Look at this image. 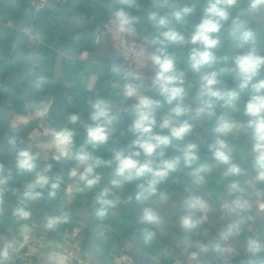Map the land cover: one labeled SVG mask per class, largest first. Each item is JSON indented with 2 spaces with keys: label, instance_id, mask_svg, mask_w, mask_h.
<instances>
[{
  "label": "crops",
  "instance_id": "obj_1",
  "mask_svg": "<svg viewBox=\"0 0 264 264\" xmlns=\"http://www.w3.org/2000/svg\"><path fill=\"white\" fill-rule=\"evenodd\" d=\"M249 2L236 0L228 21L212 34L219 40L212 50L216 61L194 71L188 57L198 45L188 41L202 22L209 0H46L43 7L41 0H0V180L4 181L0 183V253L9 252L7 258L0 255V264H225L223 244L228 245L227 264H264V247L257 253L248 249L250 240L264 246V181L256 179L252 129L247 127L245 114L252 93L240 92L231 107L216 101L212 115L198 114L204 99L199 96L202 76L216 71L219 83L214 90L239 91L234 58L248 48L236 46L233 20L244 21L255 32V47L264 55V8L248 14ZM184 7L192 11L176 21L173 12ZM120 9L137 18L131 38L147 41L157 54L162 45L152 41L162 39V32L173 29L184 36V43L163 45L164 54L174 59L177 73L182 74L185 95L179 103L186 111L181 115L171 112L178 102L168 104L153 87L156 66L148 68L145 80L133 83L122 67L118 45L101 35L103 23ZM153 13L157 19L167 17L168 26L159 27L152 21ZM261 79L264 68L254 82ZM128 84L141 85L138 96L125 95ZM139 97L158 104L153 135H170L159 126L168 117L172 126L187 122L191 130L151 157L141 151L132 158L158 164L182 156L188 144L196 145L198 157L190 167L181 162L146 201H137L136 195L138 186L149 177L117 187L112 184L120 179L115 163H104L116 152L131 155L140 151L133 144L139 134L131 131ZM101 100L114 119L107 128V143L93 147L86 143L87 129L96 123L91 119L92 105ZM73 115L78 117L75 122L70 119ZM221 121L233 124L232 131L226 135L216 132ZM64 129L74 132L68 156H61L53 143V133ZM217 138L227 144L231 162L241 169L239 174H226L228 165L213 156ZM82 150L101 161L92 174L99 180L91 188L78 175H71L73 169L83 171L75 158ZM20 151L37 157L31 171L18 169ZM200 165H207L208 171L195 183L190 173ZM38 174H46L49 183L33 189L40 196L29 199L24 193ZM54 183L58 184L55 189ZM233 184L238 185L235 191ZM105 189L104 198L110 203L103 205L105 215L101 217L97 196ZM190 198L201 201L204 210L186 208ZM237 200L247 202L240 213L231 211ZM17 208L28 211L29 218L17 217ZM145 209L154 210L161 222L141 224ZM64 212L69 214L68 222L49 229V218ZM185 216L196 221L197 227L184 229L181 220ZM145 229L153 233L147 243ZM14 241L18 245L11 247Z\"/></svg>",
  "mask_w": 264,
  "mask_h": 264
},
{
  "label": "clouds",
  "instance_id": "obj_2",
  "mask_svg": "<svg viewBox=\"0 0 264 264\" xmlns=\"http://www.w3.org/2000/svg\"><path fill=\"white\" fill-rule=\"evenodd\" d=\"M236 0H209L208 6L204 10V18L202 22L195 28L193 35L190 38V42L198 47H193L189 54V61L194 71H199L205 65H212L216 61V56L213 53V49L219 44L218 38H214L212 34L218 33L221 30L223 22L228 21L230 11ZM261 8H264V0H250L248 5V14L258 12ZM192 9L184 7L182 9L173 12V17L176 21L182 20V18L189 14ZM115 19L118 27L121 30H131L132 26L136 22V17L130 16L123 9L115 12ZM150 19L154 21L159 27H167L169 20L167 17H161L157 19L155 13L150 15ZM232 36L236 39V46L238 48L247 47L248 51L245 54L237 55L234 58L235 71L239 78V91H226L222 92L214 90L213 86L219 83L218 73L212 71L202 76V85L199 96L204 98L202 100V106L198 109V114L212 115L216 101H224L226 106H233L235 101L239 98V94L242 91L250 90L252 95L250 101L245 108V114L249 117L247 127L252 129L253 139V152L255 155V167H256V179L264 181V79L257 82L255 78L264 68V55H259L255 47L256 34L255 32L246 26V23L242 20L235 19L232 21ZM161 38L154 39L153 44H160L162 47L158 48L159 54H154L151 57V61L156 66L157 73L154 79L153 87L157 88L160 95L165 97L168 104H172L173 101H177V105L171 109V112L176 116L181 115L186 111L180 101H182L185 90L182 87L183 78L182 74H178L175 68L174 59L164 54L165 42L167 43H184L185 38L179 32L169 29L161 33ZM114 71H119L118 68ZM177 84L181 86H176ZM139 84L125 85V95L127 97L138 96ZM158 107L157 102L147 97H139L138 102L134 105L136 112V119L134 120L131 131L138 133L139 136L133 141V144L140 150L126 155L124 152H116L111 161L104 163H115V174L120 179L113 180L114 186H121L123 183L131 182L139 177H149L146 183L140 184L139 191L136 195L137 201H146L151 198L157 192V185L163 181L170 172L175 171L178 166L183 162L187 167H190L197 159V155L194 151L196 145L188 144L182 150V156H177L172 159L161 160L158 164H154L151 159H147L144 162H140L137 159H133V156H139L141 151L146 157H151L157 149L162 146L167 147L172 139L182 140L185 134L191 130V125L187 122L180 124L179 126H172V118H165L159 125L161 128L168 129L170 135L160 136L153 135L152 129L156 124L154 119V110ZM93 112L91 119L96 122L94 127L87 129V144L93 147L107 143L109 134L107 131L108 125L111 124L114 117L111 114L109 107L104 101H97L92 105ZM75 122L78 117L73 115L70 118ZM234 125L225 121H221L216 132L221 135H226L232 131ZM74 132L69 129L53 133V143L61 156L70 155V148L73 144ZM227 144L223 139L217 138L215 144L212 146V152L215 159L225 165H228L226 174H239L241 169L239 166L231 162L230 154L227 151ZM36 156L30 151H20L17 157V167L22 171H31L35 166ZM78 166H83V171L78 172L77 169H73L72 176H79V179L85 181V186L91 188L95 185L99 177L93 176L94 168L101 165L99 159H93L91 153L82 150L76 155ZM47 171V169L45 170ZM208 171L207 165H200L193 169L190 173L195 183H200L203 180L201 173ZM92 177L89 179V177ZM0 183H4L0 180ZM49 183V178L46 174H38L35 181L30 184L25 191V197L29 199H36L40 196L39 192H34L36 187L43 188ZM58 184H52V188L55 189ZM232 190L238 189V185L233 184ZM108 189H105L97 196V201L102 205L98 211V215L103 217L105 215V209L103 205H107L110 201L106 200ZM185 207L188 209L200 208L204 210V205L201 201L195 198H190L185 201ZM247 207L246 201L237 200L234 202V206L231 211L234 213H240ZM264 208V204L261 205ZM20 219L27 220L30 213L24 208H17L14 213ZM70 219L69 214L64 212L60 215L49 218L47 227L49 229H55L58 225L68 222ZM139 222L145 225H158L161 220L159 215L152 209H145L139 218ZM181 226L191 231L197 227V222L190 216H185L181 220ZM153 233L147 229L143 232L144 242L147 243L152 239ZM219 250V245L215 246ZM262 246L255 240H250L248 249L252 253L261 251ZM4 258H7L9 252L5 249L0 253Z\"/></svg>",
  "mask_w": 264,
  "mask_h": 264
},
{
  "label": "built area",
  "instance_id": "obj_3",
  "mask_svg": "<svg viewBox=\"0 0 264 264\" xmlns=\"http://www.w3.org/2000/svg\"><path fill=\"white\" fill-rule=\"evenodd\" d=\"M46 0H41L40 7L45 5ZM130 16L131 11H125ZM25 31L28 28H24ZM101 35L106 37L112 43L118 45V52L122 59V67L129 74L133 83L143 81L147 78V70L153 65L151 57L157 54L147 41H139L131 38L130 30H121L118 27L115 15L109 17L102 25ZM20 244V243H19ZM18 245L17 241L10 243L11 247ZM19 246H22L20 244ZM225 264L228 263V245H222Z\"/></svg>",
  "mask_w": 264,
  "mask_h": 264
}]
</instances>
